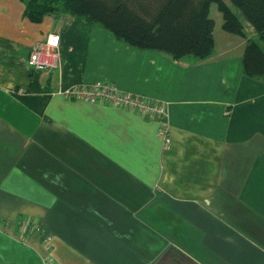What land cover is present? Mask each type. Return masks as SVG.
Instances as JSON below:
<instances>
[{
    "label": "crops",
    "instance_id": "1",
    "mask_svg": "<svg viewBox=\"0 0 264 264\" xmlns=\"http://www.w3.org/2000/svg\"><path fill=\"white\" fill-rule=\"evenodd\" d=\"M23 7L0 0V264H264V83L241 73L243 16L244 36L212 18L194 61ZM48 34L56 64L32 70ZM99 82L163 101L168 144L155 118L65 96ZM20 215L41 232L18 239Z\"/></svg>",
    "mask_w": 264,
    "mask_h": 264
},
{
    "label": "trees",
    "instance_id": "2",
    "mask_svg": "<svg viewBox=\"0 0 264 264\" xmlns=\"http://www.w3.org/2000/svg\"><path fill=\"white\" fill-rule=\"evenodd\" d=\"M252 27L241 55L243 76L264 83V0H227ZM31 21L43 15L67 13L103 28L126 44L154 50L173 60L208 57L213 47L214 21L210 3L221 15L222 30L244 36L238 17L224 0H23Z\"/></svg>",
    "mask_w": 264,
    "mask_h": 264
},
{
    "label": "built area",
    "instance_id": "3",
    "mask_svg": "<svg viewBox=\"0 0 264 264\" xmlns=\"http://www.w3.org/2000/svg\"><path fill=\"white\" fill-rule=\"evenodd\" d=\"M58 44L57 34H48L44 41L33 44L28 52L27 62L32 70L40 71L55 66L57 53L55 48ZM67 98L86 100L91 103L113 104L120 108L135 111L140 116L158 120L157 135L162 146L169 142V135L163 117L166 113V104L154 98H145L128 92L118 90L113 84L94 83L79 85L65 92ZM17 238L25 239L27 235L41 232L40 224L32 221L26 215H20L16 220ZM42 264H55L53 258L46 255L42 258Z\"/></svg>",
    "mask_w": 264,
    "mask_h": 264
},
{
    "label": "rangeland",
    "instance_id": "4",
    "mask_svg": "<svg viewBox=\"0 0 264 264\" xmlns=\"http://www.w3.org/2000/svg\"><path fill=\"white\" fill-rule=\"evenodd\" d=\"M228 6L239 18H242L241 13L235 7H233L232 5H228ZM208 16L210 18L217 19L218 21L220 20V13L217 11L215 3H210L209 9H208Z\"/></svg>",
    "mask_w": 264,
    "mask_h": 264
}]
</instances>
